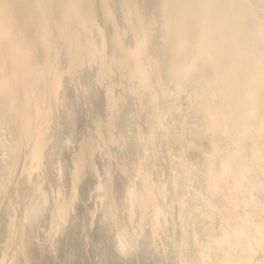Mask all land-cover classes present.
Masks as SVG:
<instances>
[{
	"label": "bare ground",
	"instance_id": "bare-ground-1",
	"mask_svg": "<svg viewBox=\"0 0 264 264\" xmlns=\"http://www.w3.org/2000/svg\"><path fill=\"white\" fill-rule=\"evenodd\" d=\"M0 264H264L262 0H11Z\"/></svg>",
	"mask_w": 264,
	"mask_h": 264
},
{
	"label": "snow or ice",
	"instance_id": "snow-or-ice-1",
	"mask_svg": "<svg viewBox=\"0 0 264 264\" xmlns=\"http://www.w3.org/2000/svg\"><path fill=\"white\" fill-rule=\"evenodd\" d=\"M31 5L23 2H11V0H0V17L7 18L13 23H27L28 9ZM262 8H264V0H262ZM264 20V17H262ZM264 27V25H262Z\"/></svg>",
	"mask_w": 264,
	"mask_h": 264
}]
</instances>
